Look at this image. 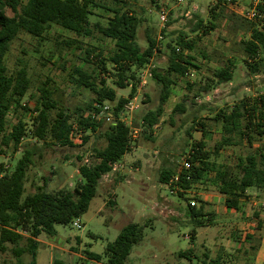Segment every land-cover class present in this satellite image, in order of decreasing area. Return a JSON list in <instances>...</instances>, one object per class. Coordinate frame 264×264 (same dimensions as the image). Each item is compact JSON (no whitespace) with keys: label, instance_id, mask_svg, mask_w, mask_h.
Masks as SVG:
<instances>
[{"label":"rangeland","instance_id":"1","mask_svg":"<svg viewBox=\"0 0 264 264\" xmlns=\"http://www.w3.org/2000/svg\"><path fill=\"white\" fill-rule=\"evenodd\" d=\"M103 1L107 5L112 4L111 0ZM131 1L126 11L141 20L137 32L138 44L145 50L152 32L157 46L149 64L136 72L139 83L133 97L131 86L120 89L115 85L117 77L110 62L115 51L114 42L104 38L94 27L98 22L106 23V18L111 16L103 9L93 11L95 15L91 16L90 36H78L56 25L43 38L20 32L6 55L8 74L16 75L25 68L31 80V88L23 100L29 111H20L19 115L28 124H31L34 116L32 109L43 87L51 90L57 108L71 116H76V108L85 110L95 100L96 95L89 89L77 86L75 68L88 72L97 80L98 86L100 80H105L107 86L116 91V102H106L112 113L119 99L128 101L121 119L131 127V151L114 167L116 171L100 182L96 197L79 219V227L57 225L54 235L42 234L39 237L42 243L36 263L52 264V260L56 259L64 264H107L105 260L97 262L90 259L89 253L102 255L123 227L129 223L144 224L150 218L152 220L144 228L141 243L133 247L126 264H211L218 256L223 258L224 264H239L240 251L246 249L250 251V256L256 254V250L244 247L245 242L255 244L260 242L261 234L264 235V228L259 231L257 228L264 207L255 205L256 202H264V189H248L247 197L242 199L241 211L233 209L230 214L221 215L225 212L226 199L212 182L197 183L180 197L178 193L182 190L172 194L166 185L161 186L159 174L165 161L173 168L181 166L186 158L183 152L187 143L203 140L213 150L221 139L220 125L214 121L220 110L230 109L243 101L260 102L264 98V54L260 55L263 61L258 63V67L253 69L247 64L249 61L246 63L247 56L241 41L250 38L251 24L248 22L251 21L239 15L238 9V6L253 8L257 0ZM260 4H263L262 0ZM216 7L220 13L216 30L206 36L201 35L202 31L192 33L197 17L208 26L210 10ZM162 9L168 12L166 24L160 22ZM6 14L14 16L8 7ZM234 14L240 18L234 17ZM252 24L263 29L264 17ZM180 34H187L195 41L191 54L201 69H190L184 79L173 77L176 85L172 87L170 98L163 107L164 112L151 132L144 128L143 119L148 112L158 109L161 87L154 79L145 76V72H166L170 53L166 44L175 41ZM87 52L90 53L89 59ZM100 57L105 60L106 71L100 68ZM228 59L235 64L233 81L209 92H200L213 72L224 67ZM129 83L133 84V81ZM178 106H181V111L175 112ZM7 120L10 131L17 119L9 116ZM101 120L103 123L96 132H82L76 125L71 133L74 147L52 145L50 141L46 144L33 138L24 139L17 149L13 144L3 147L0 142V165L12 172L24 154V144L30 142L34 164L27 173L25 196L44 186L45 180L48 192L73 189L81 180L78 167L94 161V148L106 146L103 133L111 122L104 118ZM135 131L138 133L135 134ZM260 144L257 140L254 147H249L244 141L226 147L220 159L224 161L227 158L229 164H234L238 156L250 154ZM192 203L196 210L203 209L205 220L202 227L189 223L187 214ZM231 242L241 245V250L233 251ZM27 245L23 241L20 246ZM16 248L10 243L5 244L4 249H0V264H28L32 261L29 253L16 257ZM185 252H189L187 256L182 255Z\"/></svg>","mask_w":264,"mask_h":264},{"label":"trees","instance_id":"2","mask_svg":"<svg viewBox=\"0 0 264 264\" xmlns=\"http://www.w3.org/2000/svg\"><path fill=\"white\" fill-rule=\"evenodd\" d=\"M262 1L263 4H260L259 8L264 12V0ZM111 2L112 4L107 5L103 0H0V142L3 147L13 144L17 149L26 138L46 144L50 141L52 145L74 147L71 133L75 126L85 133L96 132L103 123L101 119L104 118L96 105L115 103L117 100L116 91L108 87L105 80H100L98 86L97 80L88 72L75 68L74 72L78 76L77 86L89 89L96 95L95 100L85 110L76 108V116H71L57 108L51 90L43 87L39 90L41 94L32 109L34 116L31 124H28L19 115L20 111H29L27 106L23 105V100L31 88V80L25 68L19 70L16 75H9L5 62L10 45L20 32L43 38L45 33L56 25L78 36H90L91 16L95 15L93 11L103 9L111 16L106 18V23L98 22L94 27L104 38L112 40L115 44V51L110 59L115 69L114 75L117 77L115 85L120 89L131 86L132 97L136 93L139 83L136 72L145 68L155 55L156 39L150 32L148 46L142 50L137 41L141 20L126 11L125 1ZM7 7L12 10L14 16H7ZM217 7L210 10L211 20L208 26L202 18L197 17L191 32L198 34L202 31L201 35L206 36L216 30L220 16ZM233 16L240 18L235 14ZM248 23L251 24L250 38L243 39L241 43L247 56L246 63L249 61L247 64L254 69L263 61L260 55L264 54V28H259L252 22ZM194 44L195 41L189 39L187 34H180L175 41L166 44V49L170 52L166 72L162 74L152 70L151 78L160 85L161 97L158 109L148 112L143 119L144 128L151 132L164 112L163 107L170 98L172 87L176 85L175 79L186 78L190 69H201L195 56L191 54ZM89 54L87 52V59L90 58ZM255 62L257 64L251 65ZM234 66V62L228 59L224 67L213 72L200 92H209L223 83L232 82ZM100 68L106 71L105 60L101 57ZM129 81H133V84ZM127 106V100L117 101L112 113L113 121L103 133L106 146L94 148V161L78 167L81 181L73 189L48 192L45 190V180L44 186L25 196L27 173L34 164V152L30 149V142L24 144V154L12 172L6 170L3 164L0 165V249L10 243L17 246L14 250L16 257L29 253L32 261L28 264H37L36 257L40 246L38 238L42 234L54 235L57 225L73 224L88 211L103 177L113 172L114 165L131 151V127L121 119V114L126 111ZM179 110L181 111V106H178L175 112ZM9 116H15L17 119L10 131L7 120ZM214 121L220 125L221 139L213 150H210L203 140L187 143L183 154L191 167L173 168L165 161L159 174V183L168 186L172 178L179 176V183L176 185L178 192L182 190L178 193L181 197L197 183L212 182L225 196L226 207L239 210L242 199L247 197L248 189H264V98H261L260 102L243 101L230 109H222L215 115ZM257 140L261 144L250 154L238 156L236 163L229 164L227 158L224 161L220 159L226 147L236 146L244 141L249 147H254ZM187 217L190 224L204 226L205 214L202 208L196 210L195 205H189ZM150 220L152 219H146L144 224H127L116 240L106 246L102 255L89 253V257L98 262L106 259L107 264H126L133 247L141 243L144 228L149 225ZM23 241L28 245L21 247ZM187 253L189 252L182 255L187 256ZM222 259L218 256L211 264H224ZM53 264L64 263L55 260Z\"/></svg>","mask_w":264,"mask_h":264},{"label":"built area","instance_id":"3","mask_svg":"<svg viewBox=\"0 0 264 264\" xmlns=\"http://www.w3.org/2000/svg\"><path fill=\"white\" fill-rule=\"evenodd\" d=\"M178 1H183V0H178ZM260 6V0H257L254 4H253V8L247 9L246 7H240L238 6L239 9V15H241L242 17H244L245 19L254 22L257 20H260L264 17V12H262L259 8ZM168 12L165 9H162L160 12V22L162 24H166L168 21ZM155 52L157 51V49L154 50ZM145 76L147 77H151L152 76V72L151 71H147L145 72ZM144 79V78H143ZM143 83H145V80H143ZM96 107L98 109L101 110V113L103 114L104 119L107 122H112L113 121V115L112 112L110 110V107L106 104L103 103V105L98 104L96 105ZM138 133L137 131H135V134ZM191 167V164L189 162V160L186 158L183 160V162L181 163V168L184 169H189ZM177 183H179V176H175L174 178H172L171 180V184L168 185L167 187L169 188L170 192L176 193L178 191V186L176 185ZM195 204L192 203V206H194ZM73 225L75 227H79L80 226V222L79 220H76Z\"/></svg>","mask_w":264,"mask_h":264},{"label":"crops","instance_id":"4","mask_svg":"<svg viewBox=\"0 0 264 264\" xmlns=\"http://www.w3.org/2000/svg\"><path fill=\"white\" fill-rule=\"evenodd\" d=\"M123 1H125L126 2V4H129V2L130 3H132V1L131 0H123ZM165 1V0H164ZM118 164V163H117ZM117 164H115L114 165V167L117 165ZM113 167V171H116V169ZM77 172L79 173V171L77 170ZM112 173V172H111ZM111 173H109V174H107V175H105L104 177H103V179L102 180H106V178L108 177V175H110ZM81 181V180H80ZM161 186H163L164 187V185L163 184H161ZM248 193V192H247ZM246 196H247V194H246ZM261 205L262 207H264V202L263 203H259V202H256L255 203V205ZM227 208V207H226ZM224 209L223 211H225V212H223V214H221V215H227V214H230L231 213V210H233V209H229V208H227V209ZM263 209V208H262ZM211 211H215L214 209H211ZM236 211H241V209H239V210H236ZM259 211V210H258ZM214 213H220L218 210L217 211H215ZM257 215V214H256ZM79 220V219H78ZM80 222V221H79ZM257 228H258V231L262 228H264V214H261V219L259 220V222L257 223ZM264 230V229H263ZM253 235H255V234H253ZM249 237V236H248ZM259 239H260V242H255V244L253 243V242H245V246L244 247H246L247 248V246H249L248 248H250L251 250H256L255 252H256V254L254 253V256L252 255V256H250V254H249V252L250 251H248V250H246V249H244V251H240V263L239 264H246V263H248V264H263V262H264V235L263 234H261V236L259 237ZM38 242L41 244L42 242H41V240H40V238H38ZM231 243H233V245L231 246L232 247V249L234 248V250L233 251H238L239 252V250H241V248H242V246L241 245H236V243L237 242H231ZM40 247V246H39ZM90 258V257H89ZM91 259V258H90ZM56 260V259H55ZM54 260V261H55ZM93 260V259H92ZM103 260H105L104 262H106V259H103ZM102 260V261H103ZM54 261L52 260V264L54 263ZM96 261V260H95ZM102 261H99V262H102ZM98 262V261H97ZM227 264H231V263H227ZM232 264H234V263H232Z\"/></svg>","mask_w":264,"mask_h":264}]
</instances>
